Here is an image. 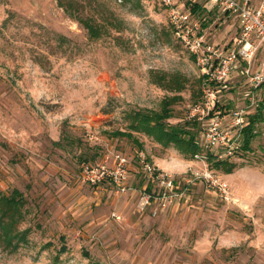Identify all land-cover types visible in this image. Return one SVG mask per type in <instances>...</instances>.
I'll use <instances>...</instances> for the list:
<instances>
[{
  "label": "rangeland",
  "instance_id": "obj_1",
  "mask_svg": "<svg viewBox=\"0 0 264 264\" xmlns=\"http://www.w3.org/2000/svg\"><path fill=\"white\" fill-rule=\"evenodd\" d=\"M81 1L102 24L96 37L57 0H0V195L16 189L22 198L10 239L0 234V264H264V116L250 149L232 156L231 172L208 161L232 200L195 180L188 198L152 214L139 209L140 172L130 178L134 188L119 194L81 180V164L113 151L175 160V176L202 167L142 131L134 132L141 147L109 134L127 128L125 110L158 109L173 93L181 97L167 120L183 122L199 95V71L167 6ZM205 15L211 41L238 36L232 16L217 8ZM161 73L181 89L160 85ZM247 89L232 72L224 101L243 105ZM195 129L200 138L202 127Z\"/></svg>",
  "mask_w": 264,
  "mask_h": 264
},
{
  "label": "built area",
  "instance_id": "obj_2",
  "mask_svg": "<svg viewBox=\"0 0 264 264\" xmlns=\"http://www.w3.org/2000/svg\"><path fill=\"white\" fill-rule=\"evenodd\" d=\"M159 2L167 6L173 31L193 56L201 78L199 95L187 104L185 117L202 127V136L198 138L200 148L192 156L202 162V167L175 176L147 159L142 151L135 155L113 151L99 162L81 164L80 174L82 181L119 194L134 188L129 182L130 170L140 172L143 184L139 191V209L149 208L152 214L188 198V189L195 180H201L225 200H232L228 183L209 167L208 152L213 154L214 160L232 158L241 149L248 115L259 102L263 103L264 109V90L259 102L255 98L257 91L264 89V0H206L201 12L192 8L196 0ZM214 8L235 20L239 33L228 44L208 39L203 26L205 12ZM259 53L261 58L257 62ZM234 70L248 84L247 102L230 107L223 95Z\"/></svg>",
  "mask_w": 264,
  "mask_h": 264
},
{
  "label": "trees",
  "instance_id": "obj_3",
  "mask_svg": "<svg viewBox=\"0 0 264 264\" xmlns=\"http://www.w3.org/2000/svg\"><path fill=\"white\" fill-rule=\"evenodd\" d=\"M59 6L72 18L76 19L83 27L86 28L92 37L98 36L104 30L102 24L97 22L94 14L85 10V5L81 0H57ZM194 11L201 12L203 8L197 3H192ZM104 29V28H103ZM193 57V56H192ZM160 85L171 90L179 91L181 86L178 81L175 82L172 75L161 73L158 77ZM199 94V93H198ZM177 93L165 95L160 100L158 109H129L124 111L123 117L127 120L126 129H113L109 134L116 137H125L137 143L140 147L142 142L138 140L134 132L142 131L151 136L154 140L163 145L172 144L186 158H192L193 154L199 150L198 135L195 126H198L194 120H184L183 122L169 123L168 118L172 115V105L180 99ZM197 99V98H196ZM194 99V101L196 100ZM109 111V110H106ZM264 109L263 103L259 102L254 111L248 115V123L243 128V139L241 148L250 149L252 138L256 134V125L263 119ZM241 150V149H240ZM208 161L212 167L229 173L237 165L231 158L223 160H214L213 154L208 152ZM18 190L13 189V193L9 195H0V234L10 239V231L14 225L17 211L18 201L22 198Z\"/></svg>",
  "mask_w": 264,
  "mask_h": 264
},
{
  "label": "crops",
  "instance_id": "obj_4",
  "mask_svg": "<svg viewBox=\"0 0 264 264\" xmlns=\"http://www.w3.org/2000/svg\"><path fill=\"white\" fill-rule=\"evenodd\" d=\"M208 37H209V39L210 40H212V37L210 36V32L208 33ZM219 39V38H218ZM217 38H215V40L214 41H217L218 40ZM260 58H261V53H259L258 54V56H257V62L260 60ZM235 71V73H237V70H234ZM233 71V72H234ZM232 77V74H231V76H230V78ZM162 168H164V169H166V170H170V169H172L173 167H174V165H175V160L174 161H156ZM171 172V171H170ZM137 172L136 171H134V170H131V172H130V177H129V182L132 184V182H131V176H134V178H136L137 177ZM176 205H178V203H176L175 205H173V207H175ZM172 207V208H173ZM167 209H169V207L168 208H166V209H164V210H167ZM164 210H162V211H164Z\"/></svg>",
  "mask_w": 264,
  "mask_h": 264
}]
</instances>
